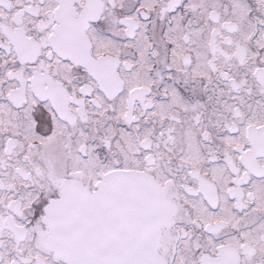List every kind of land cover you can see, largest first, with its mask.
I'll return each instance as SVG.
<instances>
[{"label": "snow or ice", "instance_id": "obj_1", "mask_svg": "<svg viewBox=\"0 0 264 264\" xmlns=\"http://www.w3.org/2000/svg\"><path fill=\"white\" fill-rule=\"evenodd\" d=\"M0 264H264V0H0Z\"/></svg>", "mask_w": 264, "mask_h": 264}]
</instances>
